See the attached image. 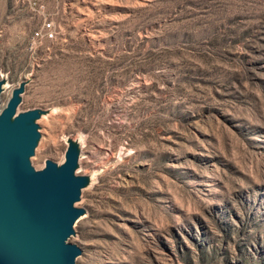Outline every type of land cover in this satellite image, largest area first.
<instances>
[{
  "label": "rangeland",
  "instance_id": "1",
  "mask_svg": "<svg viewBox=\"0 0 264 264\" xmlns=\"http://www.w3.org/2000/svg\"><path fill=\"white\" fill-rule=\"evenodd\" d=\"M1 77L79 147L74 264H264V0H0Z\"/></svg>",
  "mask_w": 264,
  "mask_h": 264
},
{
  "label": "water",
  "instance_id": "2",
  "mask_svg": "<svg viewBox=\"0 0 264 264\" xmlns=\"http://www.w3.org/2000/svg\"><path fill=\"white\" fill-rule=\"evenodd\" d=\"M23 86L13 87L0 108V264H74L80 249L66 240L84 214L74 203L89 178L75 175L79 147L69 139L62 163L31 166L40 138L34 121L47 112L16 113Z\"/></svg>",
  "mask_w": 264,
  "mask_h": 264
},
{
  "label": "bare ground",
  "instance_id": "3",
  "mask_svg": "<svg viewBox=\"0 0 264 264\" xmlns=\"http://www.w3.org/2000/svg\"><path fill=\"white\" fill-rule=\"evenodd\" d=\"M1 79L2 80H4V78L3 77H1ZM7 87V85H6V82L4 81L3 82V84H2V86H1V93L0 94H3L4 92H5V88ZM50 117H51V114H44V113H41V114H39V116H38V118L34 121V123H36L37 124V122H44V121H46L45 122V124H47L48 123V121H49V119H50ZM38 133H39V130H38ZM42 140L43 139H41V141H40V138H39V140L37 141V143H36V145H35V147H34V150H33V155L32 156H34V154H35V151L36 150H38L39 148H40V146H41V143H42ZM31 156V157H32ZM30 157V158H31ZM30 158H29V161H30ZM30 164H31V161H30ZM31 166H32V164H31ZM33 167V166H32ZM34 168V167H33ZM35 169V168H34ZM82 216V215H81ZM78 218H80V216L78 217ZM77 218V219H78ZM77 221V220H76Z\"/></svg>",
  "mask_w": 264,
  "mask_h": 264
},
{
  "label": "built area",
  "instance_id": "4",
  "mask_svg": "<svg viewBox=\"0 0 264 264\" xmlns=\"http://www.w3.org/2000/svg\"><path fill=\"white\" fill-rule=\"evenodd\" d=\"M42 30H43V34L42 35L39 32H34L33 36L34 37L43 36L44 38H51L52 37V34H51L50 30H49V24L48 23L43 25Z\"/></svg>",
  "mask_w": 264,
  "mask_h": 264
}]
</instances>
